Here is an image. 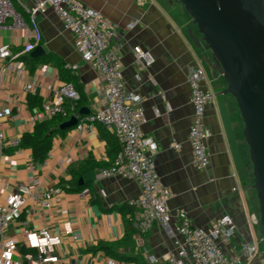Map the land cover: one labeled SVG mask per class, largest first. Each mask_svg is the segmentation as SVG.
<instances>
[{
  "label": "crops",
  "instance_id": "0c3cea01",
  "mask_svg": "<svg viewBox=\"0 0 264 264\" xmlns=\"http://www.w3.org/2000/svg\"><path fill=\"white\" fill-rule=\"evenodd\" d=\"M78 1L118 26L119 37L113 47L120 50L128 92L141 98L146 117L143 132L158 145L155 165L162 184L173 194L169 201L173 219L169 231L155 224L147 233H139L133 226L135 210L130 206L131 201L141 196L139 184L120 177L98 178V173L113 162L109 151L118 143L115 135L101 124H96L91 131L73 129L66 136L55 139L39 171L41 189L55 188L62 193L55 199L54 209L47 213L40 211L28 220L32 228H49L55 237L61 238L54 253L58 262L48 264H108L111 257L94 251L101 243L116 244L114 259L122 264H167V257L177 250V243L182 240L177 233L178 210L187 212L193 225L203 229H209L212 222L225 215L232 216L236 234L230 243L220 242L230 256L240 257V246L245 242L257 243L261 248L264 231L260 224V202L254 186L247 183L244 170V122L235 98L222 93L228 87L224 77L219 74L214 77L206 63L212 58L210 49L202 40L201 46H196L190 38L191 31L198 38L202 37L185 8L175 0ZM16 2L30 21L28 11L32 0ZM36 21L43 36L40 46L47 56L36 61V65L26 62V81L40 82L38 92L32 95L44 100L50 86L66 83L60 76L59 63L77 66L78 69L68 71L71 83L87 102L83 108H89L90 114L103 111L107 105L105 86L91 65L82 59L74 36L57 13L49 9L37 16ZM26 43L21 42L19 33L0 31V45L22 50ZM136 48L150 53L154 64L150 67L141 64L135 54ZM192 65L205 70V89L213 96L206 113V123L212 131L211 162L204 169L194 166L189 141L194 109L187 71ZM44 66H48V72L42 77L40 70ZM29 96L14 75L6 78L3 100L11 98L13 117L4 126L0 189L5 188L9 193L30 180L28 165L32 152L17 145L25 133L34 129L29 118L39 110L30 108ZM176 144L179 149L173 148ZM6 156L16 165L8 163ZM89 162L103 166L93 171L95 178L90 189L74 192L79 185L72 173ZM26 219L24 210L20 221L12 227L20 244L24 243L22 221ZM67 224L77 239L64 236ZM245 264H264V251Z\"/></svg>",
  "mask_w": 264,
  "mask_h": 264
},
{
  "label": "built area",
  "instance_id": "2783aa9c",
  "mask_svg": "<svg viewBox=\"0 0 264 264\" xmlns=\"http://www.w3.org/2000/svg\"><path fill=\"white\" fill-rule=\"evenodd\" d=\"M32 2L28 21L18 11L13 0H0V31L19 33L21 42H27L22 50H14L11 45H0V151L5 140V123L13 117L11 98L3 100L6 78L14 75L22 83L23 91L27 94L38 92L39 80L26 81L28 67L22 58L29 57L42 42L43 36L36 21L37 16L53 9L65 28L74 36L76 49L82 59L91 65L105 86L106 108L86 116L76 127L78 132H84L93 130L96 124H101L113 133L118 141L119 153L108 168L98 173V178L120 177L139 184L141 196L130 202V206L135 210L133 226L139 233H147L155 224L162 226L166 231L171 230L173 215L169 210V201L173 194L162 184L155 165L158 145L152 137L143 132L146 117L141 98L130 94L125 86L120 50L113 47L119 37L118 26L78 0ZM133 26L132 24L131 27ZM135 54L137 60L145 67H150L155 62L150 53L143 52L140 48L135 49ZM66 69L76 70L78 67L66 65ZM47 72L48 66H44L40 75L45 77ZM187 79L194 109V123L189 134L193 164L204 169L211 162L209 141L212 131L207 126L206 113L213 96L205 89L206 73L202 67L190 66ZM80 99V93L72 83L52 85L48 88L42 108L32 113L29 121L35 127L45 120L66 115L65 104L75 105ZM156 114H160L159 110H156ZM179 147L178 144L173 146L175 149ZM5 160L12 166L16 165L7 156ZM44 164L36 163L31 157L28 165L29 183L19 186L13 193L7 192L5 188L0 189V264L58 262L54 253L55 247L62 242L61 238L55 237L49 228H32L28 221L40 211L47 213L54 209L55 199L62 193L60 189L55 188L41 189L39 171ZM24 210L27 219L22 221L24 243L20 244L12 232V227L20 221ZM176 216L179 220L177 233L182 240L177 243V250L167 257V264H245L254 261L260 254V246L251 242L240 246V257L230 256L222 249L220 242L230 243L237 230L230 215L215 220L209 229L194 226L188 213L183 210H178ZM64 236L78 238L68 224L64 228ZM108 264L122 263L109 259Z\"/></svg>",
  "mask_w": 264,
  "mask_h": 264
},
{
  "label": "water",
  "instance_id": "95a60500",
  "mask_svg": "<svg viewBox=\"0 0 264 264\" xmlns=\"http://www.w3.org/2000/svg\"><path fill=\"white\" fill-rule=\"evenodd\" d=\"M192 18L201 39L189 33L198 47L201 40L212 58L206 63L213 75L223 76L227 89L222 93L235 98L244 122V138L249 147L255 179L254 189L260 202V224L264 231V0H175ZM47 56L44 47H37L30 57ZM82 108L78 116L60 126V131L76 129L79 116L90 115ZM95 173L78 182L79 187L92 185Z\"/></svg>",
  "mask_w": 264,
  "mask_h": 264
},
{
  "label": "trees",
  "instance_id": "16d2710c",
  "mask_svg": "<svg viewBox=\"0 0 264 264\" xmlns=\"http://www.w3.org/2000/svg\"><path fill=\"white\" fill-rule=\"evenodd\" d=\"M16 4V7L20 13L26 18V15L22 12L21 9L18 8V4L16 0H13ZM50 59L53 57L49 56ZM22 60L25 62H30L31 65H36V60H33L30 56L23 57ZM60 69V76L62 80L66 83H71L70 72L66 69L65 64H58ZM87 103L86 100L82 97L78 101V105H73L70 103L65 104L66 115H59L53 117L49 120H45L41 123L35 125L34 129L31 132L25 133L22 137V140L19 144V147L22 149L30 150L32 152L31 157L38 164H44L53 149L54 141L56 138L60 136H66L71 130L68 131H60V126L65 122L69 121L73 116H78L79 111L84 107V104ZM43 105V100L37 95L30 94L29 96V106L31 109H41ZM86 116H79V122H82ZM112 142H110L111 144ZM120 146L118 143H115L110 148V158L111 161L119 153ZM102 164H96L95 162L87 163L82 169L79 171L73 172V179L75 183L78 184V180L83 176H86L88 173L93 172L99 168H101ZM92 185H85L84 187H77L74 192L81 193L87 189H90ZM133 231V230H131ZM116 244L114 243H101L97 247H95L94 251H102L107 254V256L114 259L116 257L115 254ZM261 251L263 247L260 248ZM25 253L24 250H22Z\"/></svg>",
  "mask_w": 264,
  "mask_h": 264
},
{
  "label": "rangeland",
  "instance_id": "374dc122",
  "mask_svg": "<svg viewBox=\"0 0 264 264\" xmlns=\"http://www.w3.org/2000/svg\"><path fill=\"white\" fill-rule=\"evenodd\" d=\"M244 128H245V126H244ZM243 142L245 144L244 145L243 159H244V170H245L246 175H247V180L246 181H247L248 184L254 186L255 179H254V176H253V166H252V163H251V160H250L249 147L247 146V144L245 142V139H243ZM262 247L264 249V232H263Z\"/></svg>",
  "mask_w": 264,
  "mask_h": 264
}]
</instances>
